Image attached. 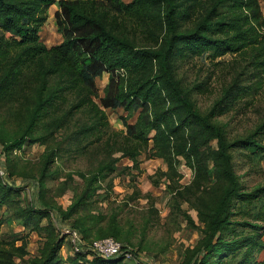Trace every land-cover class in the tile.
Listing matches in <instances>:
<instances>
[{
	"label": "trees",
	"instance_id": "1",
	"mask_svg": "<svg viewBox=\"0 0 264 264\" xmlns=\"http://www.w3.org/2000/svg\"><path fill=\"white\" fill-rule=\"evenodd\" d=\"M100 5L97 0H0V156L9 181L27 177L35 183L32 203L23 198L22 184L5 183L0 176V226L15 222L40 240L36 255L26 258V239H1L0 264H123V258L102 260L73 252L62 260L64 237L51 213L87 244L111 237L131 246L138 257L150 253L147 222H122V205L109 211L98 206L110 203L112 185L106 181L116 170L110 156L119 151L132 162L130 168H139L143 153L166 165L161 175L172 180L167 183L171 214L199 232L178 264H257L264 249V184L247 189L235 171V159L242 156L259 167L264 121L245 136L229 138L217 117L239 94L255 93L258 87H244V80L235 79L203 113L176 72L181 60L205 57L212 62L227 54L243 55L256 44L264 49L260 0H118L116 16ZM52 6L62 41L48 48L39 33ZM191 21L195 26L185 28ZM129 22L130 31L139 27L154 44L138 45L128 36ZM104 74L101 96L96 80ZM107 109L126 114L121 117L125 134L118 136L122 140L113 133L103 142L110 160L84 172H63L59 161L64 153H92L93 143L101 141ZM34 144L44 148L40 161L22 171L15 152ZM177 158L193 171L182 188L174 180ZM74 176L80 184L72 187L70 203L63 207L55 201L62 194H50L47 183L58 181L64 188ZM184 203L196 221L181 208Z\"/></svg>",
	"mask_w": 264,
	"mask_h": 264
},
{
	"label": "rangeland",
	"instance_id": "2",
	"mask_svg": "<svg viewBox=\"0 0 264 264\" xmlns=\"http://www.w3.org/2000/svg\"><path fill=\"white\" fill-rule=\"evenodd\" d=\"M97 1L102 4L100 6H103L110 15H117L116 1L118 0ZM121 1L130 2V0ZM260 7L264 16V3L261 0ZM55 10L56 7L54 6L48 9L47 20L39 33L41 41L48 48L62 41L53 18ZM126 25L127 31H129L128 36H132L131 38L138 45L154 44L139 27L135 32L133 30L130 31V22ZM194 26V21L184 24L187 29H192ZM259 31L261 35H264L263 27L259 28ZM252 51L243 55L227 54L212 62L205 57H195L187 61L181 60L177 66L176 75L178 79L181 80L184 87L193 90L191 91V98L197 108L203 113L211 107L213 102L222 95V91L229 87L235 79L244 80L242 83L244 87H258L255 93L247 94L245 91L248 90H245L244 93L246 94H239L237 101L231 105L228 111L217 117V121L224 124L229 138L245 136L264 121V49L259 44H256ZM106 83L107 74L96 80L101 96ZM69 106L68 104L64 107L68 108ZM103 114L104 122L107 124L106 133L101 141L93 143L91 146L94 149L93 152L86 151L82 155H77L73 152L64 153L60 158L59 165L65 173H76V171L84 172L93 169L98 161L115 159L116 170L106 181L108 183L111 180L112 185L110 203H99L98 206L109 211L110 208H117L122 205L123 211L119 217L122 222L131 221L139 226L147 222L150 225L146 240L152 243L151 252L139 255L141 263L178 264L183 250L195 244L199 238V232L195 229L188 230L181 218L171 214V195L168 194L167 183H172V180L167 182L166 177L161 175L162 172L166 171V165L161 159L149 158L147 153L138 156V169L130 168L132 167V162L127 157H123L120 151L114 152L109 159L110 149H106L103 146V142L107 139V135L113 133L117 135L118 140H122L118 136L119 133L125 131L121 117H125L126 114L121 109L103 110ZM135 119L136 116L129 119L128 122L133 123ZM57 139H60V135L57 136ZM43 149V147L34 144L25 146L21 152L16 151L15 156L21 162L20 168L22 171L39 163ZM175 165L177 176H175L174 180H177L179 188H182L191 182L193 171L181 158H177ZM0 170L6 178L5 158L3 156H0ZM235 171L247 189L264 184V160L260 161L259 167H253L246 161L245 157L238 156L235 159ZM74 180V182H70L64 188L63 186L61 187L58 181L47 183L51 190L50 194L52 193L53 196L62 194L55 197V201L59 205L66 207L70 203L72 187L80 184V180L76 176H74ZM3 181L5 182L4 179ZM11 181L15 185L21 186L20 184H22L24 187L23 198L27 202L34 203L35 183L32 178L14 177ZM181 208L187 211L192 219L196 221L195 212L187 210L185 203L182 204ZM3 210L2 208L0 215ZM244 218L236 216V219L239 220ZM44 223L45 220L43 221ZM14 238L26 239V258L36 255L40 240L35 233L23 229L15 222L2 224L0 226V240L2 239L4 243H7ZM261 239L264 244V233ZM15 245H21V241H15ZM71 253L70 245L64 241L60 250L62 260H66ZM256 262L257 264H264V249L257 254ZM123 264L136 263L134 261H123Z\"/></svg>",
	"mask_w": 264,
	"mask_h": 264
},
{
	"label": "built area",
	"instance_id": "3",
	"mask_svg": "<svg viewBox=\"0 0 264 264\" xmlns=\"http://www.w3.org/2000/svg\"><path fill=\"white\" fill-rule=\"evenodd\" d=\"M0 176L5 180V183L12 184V181H8L6 172V178L1 170ZM51 222L59 235L64 237V241L70 245L73 253H87L102 260L123 258L124 261H134L136 264L141 262V259L134 254V249L129 245H125L111 237L95 240L87 244L78 231L68 222H62L56 213H51Z\"/></svg>",
	"mask_w": 264,
	"mask_h": 264
}]
</instances>
